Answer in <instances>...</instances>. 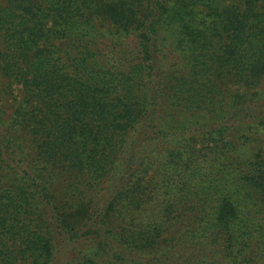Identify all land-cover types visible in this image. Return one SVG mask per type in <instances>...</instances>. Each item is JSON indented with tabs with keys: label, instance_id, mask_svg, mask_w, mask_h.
I'll use <instances>...</instances> for the list:
<instances>
[{
	"label": "trees",
	"instance_id": "trees-1",
	"mask_svg": "<svg viewBox=\"0 0 264 264\" xmlns=\"http://www.w3.org/2000/svg\"><path fill=\"white\" fill-rule=\"evenodd\" d=\"M0 264H264V0H0Z\"/></svg>",
	"mask_w": 264,
	"mask_h": 264
}]
</instances>
